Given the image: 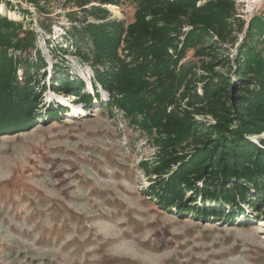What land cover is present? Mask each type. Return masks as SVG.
Returning <instances> with one entry per match:
<instances>
[{
    "label": "rangeland",
    "instance_id": "374dc122",
    "mask_svg": "<svg viewBox=\"0 0 264 264\" xmlns=\"http://www.w3.org/2000/svg\"><path fill=\"white\" fill-rule=\"evenodd\" d=\"M112 1L117 2L0 0L1 16L36 33V47L44 60V65L33 68L38 73L34 122L22 130L0 134V264H264V201L253 208L247 202L254 195L247 200L239 196L232 212L228 202L203 200L192 190L185 191V198L195 199L187 204L222 205L226 213L235 215L231 221L202 218L191 211L179 214L175 207L162 208L149 195L148 185L158 178L142 163L153 165L161 157L159 135L141 129L115 105L107 104L108 94L94 82L92 65L73 52L67 38L74 24L114 20L119 25L113 27L123 28L120 49L127 54L128 28H140V0ZM207 1L213 2L196 0V5ZM226 1L230 16L225 19L224 39L209 30L204 42L188 47L178 57L177 66L197 59L192 70L199 80L190 87L198 94L202 93L203 76L209 75L215 82L228 77L237 82L236 49L246 40L250 22L264 19V0ZM92 7L104 10L94 13L107 15L93 17L88 10ZM196 17L192 8L174 17L175 27L181 31L178 48ZM144 20L151 25L163 23L149 14ZM215 43V56L204 54V47L197 50L203 45L210 50ZM256 44L258 49L264 48V41ZM36 53L32 49L20 56L34 59ZM168 53L174 56V49L169 48ZM54 64L60 77L84 84L85 99L52 89ZM208 64L212 70L206 68ZM17 74L22 76L21 68ZM42 84L45 87L39 89ZM182 89L181 84L176 94ZM180 103L186 109L185 100ZM51 106L56 110L52 115ZM193 116L205 126L216 122L210 113L194 112ZM246 137L259 144L264 131ZM195 146L190 138L176 150L191 153ZM244 186L254 193L251 183Z\"/></svg>",
    "mask_w": 264,
    "mask_h": 264
},
{
    "label": "trees",
    "instance_id": "16d2710c",
    "mask_svg": "<svg viewBox=\"0 0 264 264\" xmlns=\"http://www.w3.org/2000/svg\"><path fill=\"white\" fill-rule=\"evenodd\" d=\"M228 7L226 0L207 1L200 7L196 0H140L137 14L140 28L133 25L128 28L127 54L120 49L123 28L113 27L117 23L114 20H87L82 26L74 24L67 38L72 42L73 52L92 65L94 82L108 94L107 104L115 105L141 129L155 130L159 135L161 157L153 165L142 163L149 174H156L158 178L148 185L149 195L154 196L162 208L175 207L179 214L191 211L202 218L215 216L231 221L235 215L226 213L222 205L187 204L195 199L185 198V191L192 190L203 200L228 202L232 204V212L239 196L247 200L254 195L247 202L253 208L264 201V138H259L257 144L246 137L264 131V48L258 49L256 44L264 41L261 39L264 19L254 18L250 22L246 40L236 49L234 75L237 82H231L230 77L215 82L209 75L203 76L202 93L198 94L194 86L190 87L199 80L192 70L197 59L188 63L190 65L177 66L178 57L184 56L188 47L204 42L209 30L215 31L218 39H224L225 19L230 16ZM190 8L197 17L190 22L192 28L185 32L178 48L181 31L175 27L174 17L179 18ZM88 10L95 18L101 16L94 13L95 10L104 11L96 7ZM105 14L99 19H104ZM148 14L159 18L162 25H151L144 20ZM168 15L171 19H167ZM131 35H134L133 40ZM35 40L33 29L23 30L21 22L0 15V134L22 130L34 122L38 104L34 86L38 83V73L33 68L44 65ZM205 46L197 50L204 47V54L215 56L217 43L210 50ZM169 48L174 49V56L168 53ZM32 49L37 52L34 59L30 55L20 56L24 52L30 54ZM209 51L213 53H207ZM207 67L212 70L211 64ZM19 68L21 77L17 74ZM50 78L55 83L53 90L85 99L84 84L77 85L60 77L56 64ZM181 84L185 89L176 94ZM44 87L42 84L39 89ZM181 99L185 100L186 109L182 108ZM58 106L64 108L61 104ZM49 112L52 115L56 110L51 106ZM194 112L210 113L216 122L205 126L194 119ZM190 138L196 145L194 151L177 152V146ZM199 180H202L201 186L196 184ZM244 183L254 186L253 194Z\"/></svg>",
    "mask_w": 264,
    "mask_h": 264
}]
</instances>
